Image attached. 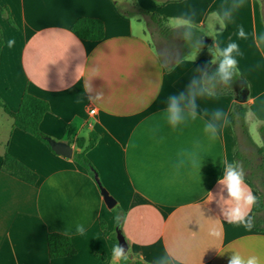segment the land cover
Returning a JSON list of instances; mask_svg holds the SVG:
<instances>
[{"label":"crops","instance_id":"crops-1","mask_svg":"<svg viewBox=\"0 0 264 264\" xmlns=\"http://www.w3.org/2000/svg\"><path fill=\"white\" fill-rule=\"evenodd\" d=\"M115 1L136 2L165 19L167 27L169 17L191 10L196 19L187 38L185 29L169 27L182 34L186 45L178 58L166 63L147 32L146 20L123 16ZM229 2L0 0V8L7 9L0 10V98L13 112L26 92L47 101L50 110L41 121L42 132L68 142L75 152L82 151L79 138L87 144L91 132L98 134L86 156L125 213L122 230L128 254L145 264H157L165 249L175 252L180 264H228L233 252L258 256L264 264V230L254 228L253 206L251 229L227 223L218 183L221 159L239 165L242 152L240 167L245 168L248 147L263 145L259 127L264 123V58L251 36L237 40L236 30L243 25L249 34L264 32V0H245L233 22L216 37L221 46L235 40L244 53L239 58L244 90L239 95L212 91V96L198 97L197 119L186 117L175 128L162 116L169 95L185 92L193 78L203 79L215 65L210 52L215 37L207 35V20L210 12ZM8 11L14 24L7 19ZM84 16L103 21L102 40L75 34L73 25ZM133 19L144 26L138 36L132 34ZM9 39L15 41L11 48ZM198 40L202 44L192 59ZM236 102L247 106L250 139L229 121ZM91 108L96 113H90ZM216 108L223 109L226 123L210 141L203 128ZM13 122L0 106V264H110L116 218L93 175L74 157L56 154ZM183 151L199 154L200 170L174 166ZM5 154L36 173L37 182L29 184L3 171ZM223 195L227 198L226 191ZM77 224H83L84 235L76 232ZM212 230L221 235H211ZM51 232L70 236L77 253L50 258Z\"/></svg>","mask_w":264,"mask_h":264},{"label":"clouds","instance_id":"clouds-1","mask_svg":"<svg viewBox=\"0 0 264 264\" xmlns=\"http://www.w3.org/2000/svg\"><path fill=\"white\" fill-rule=\"evenodd\" d=\"M245 0H230L227 6H221L219 11H212L209 13L207 20V35L215 37V45L210 49L213 59L212 63H218L216 70L211 73H203L207 76V83L215 81L217 78L219 82L227 85L232 79L234 74L240 71L239 58L243 57L244 53L241 51L239 44L234 40L220 45L216 37L233 22L234 16L244 7ZM196 19L191 10L182 13L179 16L169 17L168 26L173 29H185V38L189 35L188 29L192 26V21ZM219 25L217 30L216 25ZM132 34L138 36L143 29L142 23H137L135 19L131 21ZM249 36L259 54L264 58V32L257 34L252 32L247 33L243 25H239L236 30L237 40H248ZM15 41L9 39L7 46L11 48ZM202 44V40L196 43V50L193 51L192 59L195 58L196 51ZM204 79L193 78L185 92L169 95L167 98L166 108L162 116L167 124L176 127L183 123L186 117L192 120L197 119L198 106L196 100L202 96H212V90L205 86ZM90 85L85 82V89L87 90ZM214 88L215 84L211 83ZM223 123H226V115L223 109L216 108L211 113V118L204 124L203 131L210 141L217 139ZM200 157L198 153L191 151H183L175 163L177 169L187 166L193 169L200 170ZM222 161V175L218 179V183L222 186L220 201L222 214L226 218V222L237 226L243 227L246 230L252 228V218L249 216V209L257 203L258 197L247 186L245 181V172L238 165L229 163L224 159ZM227 193V198L223 192ZM116 223L119 224V218H116ZM75 230L80 235L85 234L83 224H77ZM211 235L219 237L221 233L212 230ZM221 255L224 253L219 252ZM128 254L125 253L124 248L118 243L112 247L110 264H117V262H127ZM157 264H180V257L173 251L165 249V256L161 258ZM228 264H261L258 256L252 255L248 257L242 256L239 252H233L228 260Z\"/></svg>","mask_w":264,"mask_h":264},{"label":"trees","instance_id":"trees-1","mask_svg":"<svg viewBox=\"0 0 264 264\" xmlns=\"http://www.w3.org/2000/svg\"><path fill=\"white\" fill-rule=\"evenodd\" d=\"M115 5L117 10L125 17L142 15L143 18L146 20L147 27L152 28L153 32H154L153 28L160 29L161 31H167L169 33L174 32L165 25V19H163L156 13H150L149 11L140 8L136 2L125 1L119 3L115 1ZM0 10L2 12H5V10L7 9L0 8ZM7 19L11 24H14L9 11H8ZM73 31L80 38L85 40L99 41L105 37V26L103 21L99 18L86 17V16L80 17L74 23ZM3 44H4L3 32L2 29L0 28V53ZM171 66L172 65H168L167 68H170ZM217 67H218V63H215V65L212 68H210L208 71H206V73L208 74L213 73ZM203 79L206 81L205 86L209 87L217 95H224V94L235 95V92H232L231 90L230 82H233L234 84L245 83L244 78L239 73L234 74L233 79L227 85L219 82L217 78L215 81L211 82L215 84L214 88L211 87V83H207V76H204ZM0 106L4 109V111L8 115H10L13 118L14 127L34 135L39 140L43 141L51 149L48 141L46 140L47 135L43 133L40 128V124L43 119V116L50 110V106L47 101L37 98L26 92L22 96L18 111L16 112L11 111L8 105L1 98H0ZM246 115H247V106L241 102H236L229 114V121L235 129L236 128L240 129L242 134L248 139H250L248 132V124L246 122ZM259 131L263 139V145L261 147H257V152L259 155L263 157V159H262V163L259 165L258 168L259 171H262L264 170V165H263L264 164V123L260 125ZM97 141H98V134L96 132L90 133V137L88 139L87 144H86V140L83 138H79L77 140V145L79 148L82 149V151L76 152L77 155L74 156V159L89 173H90L89 166L92 167L94 166L87 158L86 152L91 148H93L96 145ZM2 170L29 184H35L38 180V176L36 173H34L26 165L19 162L17 159H15L9 154H5L4 156ZM245 180H247L251 184V186L255 189V195H257V197L259 198L257 203L253 205L254 228L257 231H263L264 217L263 216L260 217V214L264 212L263 193L249 179L245 178ZM113 211L115 213V218H119V224L116 223V227L122 228L125 213L119 210L117 207L114 208ZM100 225L103 230L106 229V223L103 219L100 220ZM111 238L116 242V244L118 243L116 238V231L114 234L111 235ZM47 239H48L49 256L52 259L73 256L77 253V249L72 241V238L68 235L58 232H51L48 234ZM120 263L145 264L139 259L132 260L130 255H128L127 262H120Z\"/></svg>","mask_w":264,"mask_h":264},{"label":"rangeland","instance_id":"rangeland-1","mask_svg":"<svg viewBox=\"0 0 264 264\" xmlns=\"http://www.w3.org/2000/svg\"><path fill=\"white\" fill-rule=\"evenodd\" d=\"M135 16H139L140 18L144 19L142 15ZM153 29L154 32L152 31V28L147 27V32L150 34L153 44L161 54L163 60L168 64L172 63L174 59L178 58L179 54H181V52L185 49L186 45L183 42L182 34L178 32L169 33L167 31H161L157 28ZM230 85L232 92H235V94L239 95V93L244 90L243 83L234 84L233 82H230ZM243 156L244 155L241 152L239 155V166L242 164L241 161ZM246 158L248 164L245 168H241L244 170L245 176L249 177V180L253 182L259 190L262 191L264 196V170L259 171L258 168L262 163L263 157L258 154L257 147L252 145L248 147ZM131 258L132 260H136L134 256H131Z\"/></svg>","mask_w":264,"mask_h":264},{"label":"water","instance_id":"water-1","mask_svg":"<svg viewBox=\"0 0 264 264\" xmlns=\"http://www.w3.org/2000/svg\"><path fill=\"white\" fill-rule=\"evenodd\" d=\"M46 140L48 141L51 149L58 155L67 158H72L77 155L71 144H69L68 142L57 141L48 136L46 137ZM89 171L99 185V189L101 191L106 207L110 210L115 208L117 205V200L102 184L97 170L94 167L89 166ZM116 238L118 244L124 248L125 253H128L129 245L121 227H116Z\"/></svg>","mask_w":264,"mask_h":264},{"label":"built area","instance_id":"built-area-1","mask_svg":"<svg viewBox=\"0 0 264 264\" xmlns=\"http://www.w3.org/2000/svg\"><path fill=\"white\" fill-rule=\"evenodd\" d=\"M90 113H93V114L96 113V109L95 108H91L90 109Z\"/></svg>","mask_w":264,"mask_h":264}]
</instances>
